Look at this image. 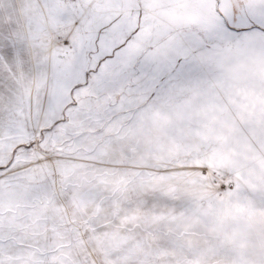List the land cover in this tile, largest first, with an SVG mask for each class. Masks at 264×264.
Instances as JSON below:
<instances>
[{"label": "snow or ice", "instance_id": "1", "mask_svg": "<svg viewBox=\"0 0 264 264\" xmlns=\"http://www.w3.org/2000/svg\"><path fill=\"white\" fill-rule=\"evenodd\" d=\"M0 264H264V0H0Z\"/></svg>", "mask_w": 264, "mask_h": 264}]
</instances>
